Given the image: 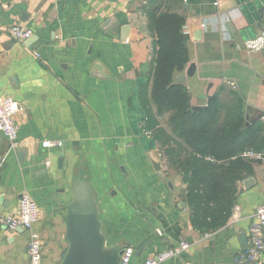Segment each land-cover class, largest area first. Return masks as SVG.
I'll return each instance as SVG.
<instances>
[{"label": "crops", "instance_id": "crops-1", "mask_svg": "<svg viewBox=\"0 0 264 264\" xmlns=\"http://www.w3.org/2000/svg\"><path fill=\"white\" fill-rule=\"evenodd\" d=\"M149 5V0H0V96L23 106L15 117L17 148L0 134V217L16 213L22 193L35 199L42 264H61L69 249L67 206L80 173L94 188L109 245L135 249L131 264L182 241L190 248L161 264H235L247 246L256 210L264 204V163L253 161L254 184L239 185L228 222L206 233L195 228L180 198V178L150 177L156 170L152 159L163 162L145 131L140 98L152 59ZM180 6L189 64L176 79L185 76L191 104L206 106L208 96L231 81L250 114L264 120V51L245 47L264 31V0H182ZM17 24L33 31L29 40L11 37ZM192 63L196 72L188 77ZM28 241L24 229L0 227V264H30Z\"/></svg>", "mask_w": 264, "mask_h": 264}, {"label": "trees", "instance_id": "trees-1", "mask_svg": "<svg viewBox=\"0 0 264 264\" xmlns=\"http://www.w3.org/2000/svg\"><path fill=\"white\" fill-rule=\"evenodd\" d=\"M157 1L149 0L147 7L153 43L149 78L140 90L143 124L166 172L173 171L184 185L180 198L193 225L206 233L228 222L239 185L254 177V162L241 155L264 152V121L250 114L245 98L232 89L221 88L208 96L206 108L194 109L188 88L176 79L189 64L186 20L178 11L182 0L167 6Z\"/></svg>", "mask_w": 264, "mask_h": 264}, {"label": "built area", "instance_id": "built-area-1", "mask_svg": "<svg viewBox=\"0 0 264 264\" xmlns=\"http://www.w3.org/2000/svg\"><path fill=\"white\" fill-rule=\"evenodd\" d=\"M10 35L17 41H27L33 31L22 25H14L10 29ZM245 47L249 51H264V31L259 37L245 42ZM228 84L236 89V85L231 82ZM23 110V106L10 96H0V134L4 135L11 143L12 149H16L18 145L19 131L15 121V117ZM44 147H49L50 142H45ZM58 145H62L58 143ZM245 159L264 163V152L247 150L241 155ZM40 210L35 199L29 193H22L20 196L18 209L16 213L0 217V227L14 231L19 228L29 233L28 254L30 264H42V241L40 235L34 230L35 225L39 221ZM190 248L189 243L182 241L179 245L172 246L155 257L149 258L142 264H161L167 260L179 256V254ZM264 253V204L260 205L255 213L254 220L248 231V244L245 249L241 250L235 257V264H261ZM135 256L133 247H125L121 257L120 264H131Z\"/></svg>", "mask_w": 264, "mask_h": 264}, {"label": "water", "instance_id": "water-1", "mask_svg": "<svg viewBox=\"0 0 264 264\" xmlns=\"http://www.w3.org/2000/svg\"><path fill=\"white\" fill-rule=\"evenodd\" d=\"M111 24L112 20H109L103 28L107 29ZM195 72L196 64L192 63L187 69V76L193 77ZM184 80L185 76L178 79L179 82ZM204 108L206 106L194 107L198 111ZM18 154L21 156L22 151ZM64 157L65 151L62 150L60 167L63 166ZM152 162L156 170L163 168L161 162L153 159ZM253 184L252 179L248 180L245 188ZM67 240L69 249L61 264H120L124 252V247L119 244L109 245L94 188L83 173H80L79 179L74 182L73 199L67 206Z\"/></svg>", "mask_w": 264, "mask_h": 264}, {"label": "rangeland", "instance_id": "rangeland-1", "mask_svg": "<svg viewBox=\"0 0 264 264\" xmlns=\"http://www.w3.org/2000/svg\"><path fill=\"white\" fill-rule=\"evenodd\" d=\"M229 83H231V81H229ZM225 87H226V90H230V89H232V90H236V89H233L229 84H228V82L227 83H225ZM217 90V89H216ZM216 90H215V92H216ZM226 93L227 92H224V94H223V96L224 95H226ZM264 99V98H263ZM264 102V101H263ZM249 107V106H248ZM250 108V107H249ZM264 121V120H263ZM144 122V121H143ZM147 134H149V135H151V133L150 132H147ZM155 169V168H154ZM166 170H167V168L165 167V166H163V168L162 169H160V170H154V171H152L151 173H150V177L151 178H153V179H155V181H179V177H177V176H174L175 175V173L172 171L170 174H168L167 172H166ZM117 172H120L119 171V169H117ZM122 174V173H121ZM85 175V174H84ZM130 178H132L133 177V171L131 172V173H129V175H128Z\"/></svg>", "mask_w": 264, "mask_h": 264}]
</instances>
